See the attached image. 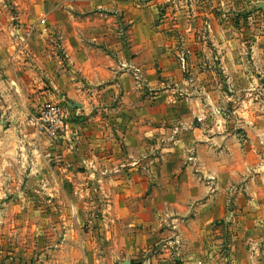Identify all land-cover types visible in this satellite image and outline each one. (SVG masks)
<instances>
[{
	"label": "crops",
	"instance_id": "1",
	"mask_svg": "<svg viewBox=\"0 0 264 264\" xmlns=\"http://www.w3.org/2000/svg\"><path fill=\"white\" fill-rule=\"evenodd\" d=\"M17 3L13 59L79 106L13 182L0 264H264V0Z\"/></svg>",
	"mask_w": 264,
	"mask_h": 264
},
{
	"label": "rangeland",
	"instance_id": "2",
	"mask_svg": "<svg viewBox=\"0 0 264 264\" xmlns=\"http://www.w3.org/2000/svg\"><path fill=\"white\" fill-rule=\"evenodd\" d=\"M24 2L25 0H19ZM18 0H0V212L8 213V198L16 194L22 188L15 185L16 180L28 179L30 175L35 177L37 172L29 175L31 163L34 160L38 166L45 164L44 159L54 162L53 154L43 155L40 152L41 144L45 138L44 150L53 147L56 143L53 136L48 133H39L29 122L31 114L36 113L44 102H62L54 99H43L47 90L46 84L40 87L37 76L30 72H25V61L13 56L9 52L11 44L9 38L13 35H20L14 31L18 28V20L24 17L26 9L22 7ZM230 13V11H225ZM210 15V13H209ZM236 17V19H235ZM227 25H232L237 32H241L242 38L251 37L255 33L254 17L249 11L242 9L236 16H225ZM231 30V29H230ZM21 34L26 35L24 32ZM249 43L243 41V49H249ZM246 62V60H245ZM209 64H207V67ZM28 67L31 68L29 65ZM28 69V68H27ZM29 71V70H28ZM247 80V79H246ZM42 92V93H41ZM231 93V92H229ZM242 93V92H240ZM67 103V102H62ZM225 109H230L224 107ZM38 135L43 136L39 140ZM45 137V138H44ZM33 149L36 152H33ZM54 164V163H53ZM57 213V211H54ZM52 222V219H49Z\"/></svg>",
	"mask_w": 264,
	"mask_h": 264
},
{
	"label": "built area",
	"instance_id": "3",
	"mask_svg": "<svg viewBox=\"0 0 264 264\" xmlns=\"http://www.w3.org/2000/svg\"><path fill=\"white\" fill-rule=\"evenodd\" d=\"M41 22H44V18H41ZM71 108L67 103L47 101L36 113L30 115L29 122L37 132L58 138L70 128Z\"/></svg>",
	"mask_w": 264,
	"mask_h": 264
},
{
	"label": "water",
	"instance_id": "4",
	"mask_svg": "<svg viewBox=\"0 0 264 264\" xmlns=\"http://www.w3.org/2000/svg\"><path fill=\"white\" fill-rule=\"evenodd\" d=\"M67 104L70 106V107H75V106H79L77 103H73V102H69V101H67ZM123 264V263H122ZM126 264H129V263H126Z\"/></svg>",
	"mask_w": 264,
	"mask_h": 264
}]
</instances>
